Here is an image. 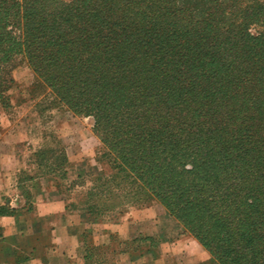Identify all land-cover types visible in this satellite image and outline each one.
<instances>
[{"label":"trees","instance_id":"16d2710c","mask_svg":"<svg viewBox=\"0 0 264 264\" xmlns=\"http://www.w3.org/2000/svg\"><path fill=\"white\" fill-rule=\"evenodd\" d=\"M177 1L0 0V81L23 55L77 97L122 171L208 251L199 264H264V49L232 15L176 13ZM105 234L78 240L94 264L134 252Z\"/></svg>","mask_w":264,"mask_h":264},{"label":"rangeland","instance_id":"374dc122","mask_svg":"<svg viewBox=\"0 0 264 264\" xmlns=\"http://www.w3.org/2000/svg\"><path fill=\"white\" fill-rule=\"evenodd\" d=\"M22 1L17 0L18 4ZM61 1L67 3L70 0ZM187 8H192V13H219L222 24L226 23V17L232 15V22L226 25H234L236 31L244 28V39L255 48L261 49L260 46H263L264 49V0H199L192 3L180 0L175 12L188 13ZM11 64L8 79L0 81V117L4 125H9V130L16 129L21 136L27 133L29 140L20 153L22 175L24 179L30 177L33 182L42 175L54 178L62 189L75 198L70 209L72 211L84 212L95 206L93 211L98 223L90 228L93 242H105V233L109 231L117 234V241L113 244L117 252L124 243L134 250L130 255L111 256L104 253L102 263L177 264L183 251L175 248L173 252H167L171 243L179 246L185 244L187 251L194 247L201 248L205 252V259L199 263L210 259L208 251L198 240L166 214L155 198L144 193L141 182L130 179L122 171L123 167L115 158V153L111 152L104 130L94 126V116L71 109L69 102L74 105L75 111L78 109L76 104L80 100L77 97L72 96V100L76 101H68L61 89L49 87L45 79L34 73L23 55L17 56ZM173 120V117L165 119L170 123ZM105 121L110 123L108 118ZM66 149L67 153L77 156V162L72 166L65 158ZM86 167H93L96 172L93 175L89 172L87 175H76ZM136 210L145 211L155 220L126 222L124 219L127 215ZM153 221H156L155 227ZM132 239L142 242L131 243ZM5 240L9 238L3 237L0 242V264H6L1 257L8 252L2 244ZM145 250L149 252L144 253ZM96 252L78 242L68 249L69 264H84L82 257L88 253L91 257L86 264H94ZM138 253H143L141 258L136 257Z\"/></svg>","mask_w":264,"mask_h":264},{"label":"crops","instance_id":"0c3cea01","mask_svg":"<svg viewBox=\"0 0 264 264\" xmlns=\"http://www.w3.org/2000/svg\"><path fill=\"white\" fill-rule=\"evenodd\" d=\"M0 122V242L9 238L2 243L8 252L1 257L6 264H69L68 249L98 222L90 214L70 210L75 198L54 178L42 175L35 182L30 177L24 179L20 153L29 140L27 133L21 136L20 131L9 130L1 117ZM64 154L71 166L77 162V156L67 149ZM88 172L93 175L96 171L86 167L76 175ZM124 220L137 223L155 218L136 210ZM152 223L155 227L156 221ZM175 248L183 251L177 264H197L205 259L201 248L187 251L185 244L171 243L166 251Z\"/></svg>","mask_w":264,"mask_h":264}]
</instances>
